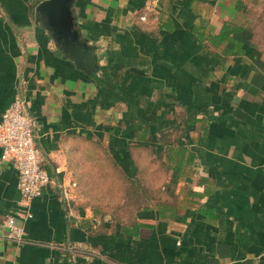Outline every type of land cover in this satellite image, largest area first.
Returning a JSON list of instances; mask_svg holds the SVG:
<instances>
[{
	"label": "crops",
	"instance_id": "0c3cea01",
	"mask_svg": "<svg viewBox=\"0 0 264 264\" xmlns=\"http://www.w3.org/2000/svg\"><path fill=\"white\" fill-rule=\"evenodd\" d=\"M39 1L0 0V115L20 92L49 175L21 202L0 148V264H264V0H75L91 72ZM95 158L108 184L123 168L155 197L102 213Z\"/></svg>",
	"mask_w": 264,
	"mask_h": 264
},
{
	"label": "built area",
	"instance_id": "2783aa9c",
	"mask_svg": "<svg viewBox=\"0 0 264 264\" xmlns=\"http://www.w3.org/2000/svg\"><path fill=\"white\" fill-rule=\"evenodd\" d=\"M36 136L34 120L26 110L23 96L17 92L0 115V148L1 158L9 159L15 165L20 201L24 203L40 195L49 181V175L42 167V150ZM4 226L8 238L22 241L23 228L14 215L6 216Z\"/></svg>",
	"mask_w": 264,
	"mask_h": 264
},
{
	"label": "water",
	"instance_id": "95a60500",
	"mask_svg": "<svg viewBox=\"0 0 264 264\" xmlns=\"http://www.w3.org/2000/svg\"><path fill=\"white\" fill-rule=\"evenodd\" d=\"M74 1L40 0L35 5V12L37 19H40L41 24L48 28L58 47L68 53L77 66L91 72L96 66L95 48L84 40L75 28L72 14Z\"/></svg>",
	"mask_w": 264,
	"mask_h": 264
},
{
	"label": "trees",
	"instance_id": "16d2710c",
	"mask_svg": "<svg viewBox=\"0 0 264 264\" xmlns=\"http://www.w3.org/2000/svg\"><path fill=\"white\" fill-rule=\"evenodd\" d=\"M96 145H98V142H95ZM157 155L154 152V156H151V159H156ZM167 159L169 160L172 157L171 152H168L166 154ZM116 162V161H115ZM117 163V162H116ZM117 165L119 166V164L117 163ZM117 169L119 170L120 174H122L123 176V180L125 183V192H124V205L120 204L119 208H117L118 211L113 212V210H107V207L101 205V203L103 201H110V199L112 198V194H106V196L104 194H100V196L98 198H100V200H98L99 203H97V206H100L102 208L101 212L102 213H110V216L113 220H118V221H123L124 219H127L126 215L127 212L129 211V206H136V207H140L142 204H144L146 201H144V198L147 197V192H148V196L150 198L151 197H155L156 195V186L155 184H151L150 186H146L144 184L141 183L140 181V177L138 175H134V174H130L128 173L125 169L121 168ZM155 178V177H154ZM122 179V178H121ZM155 180V179H154ZM99 195V194H98ZM133 201H137L138 203H133ZM166 208H168V205H165ZM95 207V206H94ZM109 207V206H108ZM97 208V207H96ZM122 208V209H121ZM141 224H134L135 230L136 228H138ZM123 231H127L126 228L123 227ZM128 233V232H127ZM134 233H136V231H134Z\"/></svg>",
	"mask_w": 264,
	"mask_h": 264
},
{
	"label": "rangeland",
	"instance_id": "374dc122",
	"mask_svg": "<svg viewBox=\"0 0 264 264\" xmlns=\"http://www.w3.org/2000/svg\"><path fill=\"white\" fill-rule=\"evenodd\" d=\"M96 145L95 143L91 142H86V146H94ZM91 162L88 163V169L86 170L87 174H89V178L92 179V181L96 180V184L93 185H86L85 188L90 194H99L96 195L98 198L100 194H112V198L110 201H103L101 205L103 204L104 206L107 207V210H113V212L118 211L117 208H119V205L122 204L124 205V192H125V183L123 180L122 174H120L119 170L116 172V181L114 184H112L114 181L111 176V184H108L109 180V173L108 171L104 169H97L96 165V158L94 159V166L91 164ZM96 165V166H95ZM95 176V178H93ZM122 178V179H121ZM115 185V186H114ZM88 203L91 204H97L99 203L98 201L95 200H87ZM86 201V203H87ZM133 203H138L137 201H133ZM102 205V206H103ZM109 206V207H108ZM122 209V208H121ZM108 210V211H109Z\"/></svg>",
	"mask_w": 264,
	"mask_h": 264
}]
</instances>
